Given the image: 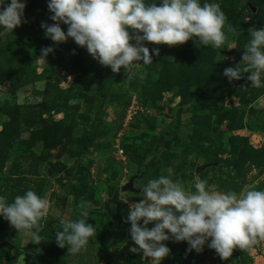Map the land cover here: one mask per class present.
<instances>
[{
  "label": "rangeland",
  "instance_id": "1",
  "mask_svg": "<svg viewBox=\"0 0 264 264\" xmlns=\"http://www.w3.org/2000/svg\"><path fill=\"white\" fill-rule=\"evenodd\" d=\"M24 2L27 22L0 30V195L10 202L32 189L49 210L39 244L0 217V264H17L21 255L24 264H150L129 250L137 246L126 221L148 179L169 176L189 190L196 179L216 191L264 188V87H251L247 73L231 82L222 75L241 62L251 28L264 25V0H216L232 25L221 49L196 38L145 42L158 54L128 78L71 38L46 39L41 22L55 23L46 0ZM48 46L53 52L38 59ZM134 175L139 193L122 192ZM82 209L96 235L67 252L54 232ZM163 243L170 252L161 264H264V241L224 260L206 244L197 253L186 241Z\"/></svg>",
  "mask_w": 264,
  "mask_h": 264
},
{
  "label": "clouds",
  "instance_id": "2",
  "mask_svg": "<svg viewBox=\"0 0 264 264\" xmlns=\"http://www.w3.org/2000/svg\"><path fill=\"white\" fill-rule=\"evenodd\" d=\"M25 6L24 0H0V30L13 31L26 23ZM46 6L49 19L55 22H41L46 39L62 43L71 38L113 73L123 67L127 78L136 64L153 63L152 55L158 54L159 49L153 48L150 55L145 42L174 46L196 38L195 43L221 49L225 31L232 30L216 0H46ZM248 37L241 62L225 67L222 75L231 82L247 73L251 87L261 88L264 25L251 28ZM51 52V46L41 48L38 59L44 60ZM191 187L194 190L165 175L147 180L141 188L142 198L128 204L126 221L130 239L137 246L131 252H142L150 264H161L170 252L163 242L171 237L186 241L197 253L206 244L224 260L234 248L247 249L264 241V188L216 191L205 179H196ZM48 210V200L32 189L10 202L0 195V217L33 244L41 242L39 222ZM79 216L60 219L54 232L56 243L67 247V252H79L96 235L94 225L86 219L87 210L82 209ZM150 223L151 228L147 227ZM17 264H24L23 255Z\"/></svg>",
  "mask_w": 264,
  "mask_h": 264
},
{
  "label": "water",
  "instance_id": "3",
  "mask_svg": "<svg viewBox=\"0 0 264 264\" xmlns=\"http://www.w3.org/2000/svg\"><path fill=\"white\" fill-rule=\"evenodd\" d=\"M247 5L249 6V8L251 9L252 12H256V8L251 5L250 3H247ZM205 167H200L197 169V171H202L204 170ZM138 176L134 175L132 176L128 182H126L122 187H121V191L122 192H129V193H139L140 190L136 189L134 186L135 180ZM141 222H138V224Z\"/></svg>",
  "mask_w": 264,
  "mask_h": 264
},
{
  "label": "trees",
  "instance_id": "4",
  "mask_svg": "<svg viewBox=\"0 0 264 264\" xmlns=\"http://www.w3.org/2000/svg\"><path fill=\"white\" fill-rule=\"evenodd\" d=\"M240 2H241V4L245 3L244 0H240ZM34 253H35V252H34ZM28 255H30V254H28Z\"/></svg>",
  "mask_w": 264,
  "mask_h": 264
}]
</instances>
